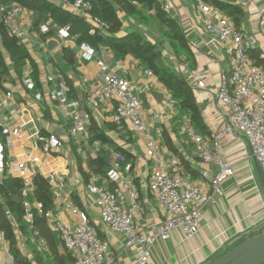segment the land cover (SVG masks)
I'll list each match as a JSON object with an SVG mask.
<instances>
[{
  "label": "crops",
  "instance_id": "crops-1",
  "mask_svg": "<svg viewBox=\"0 0 264 264\" xmlns=\"http://www.w3.org/2000/svg\"><path fill=\"white\" fill-rule=\"evenodd\" d=\"M50 1L80 14L62 0ZM164 1H161L162 6ZM169 1L171 11L169 15L182 26L189 40L194 61H187L184 57L179 61L167 50L165 53H168L166 54L169 57L168 64L190 83L207 132L210 134L220 129L223 124L214 90L218 86L220 70L227 68L225 61L228 64V51L226 47L211 40V36L196 29L198 19L194 0ZM222 2L232 3L241 9L237 25L231 16L220 10L233 21L238 30L255 35L257 43L251 49L256 50L259 57L264 59V22L259 20L257 14L249 12L250 9L263 5L264 0ZM120 17L122 30L119 35H125L131 30L130 27L132 30L136 27L122 12ZM21 19L29 32V36L23 39L22 43L38 66L40 89H29L24 84V79L29 78L31 70L29 65L24 67L22 79L11 69V79L4 83V88H0V125L11 132L17 130V134L0 136L5 144L6 156L13 162H25V172L28 175L36 172L46 177L50 171L62 175L65 178L62 185L54 187L49 185L52 205L47 210L55 219L75 227L79 223V216L73 213L68 205L71 203L73 207L89 216L90 224L97 236L108 241L114 257L121 264H131L143 252L142 247L126 246L124 235L110 229L101 221L99 209L95 205L96 196L89 192L88 185L95 175L97 184L107 185L109 188L114 186L106 180V172L109 168L110 152H119L124 157L121 171L139 193L140 209L133 211L136 226L141 232L153 233L156 224L164 218V213L149 190L150 175L156 163L153 158L146 155V137L132 130L127 124L117 125L111 120L115 105L113 101H107L97 108H90L85 104L84 92L100 74L96 58L84 60L74 39L59 41L54 36V31L51 34L38 33L35 36L38 30L32 27L34 15L31 11L24 13ZM50 39L57 42L52 49L47 45ZM96 51L98 57L105 58L114 74L130 81L133 90L141 97L139 99L144 108L146 121L161 156L158 167L171 173L178 171V174L200 187L203 193L212 195L203 207L198 232L191 237H185L175 229L168 238L156 239L143 264H209L245 238L263 234L264 192L258 176V163L244 137L237 133L221 136L220 146L224 158L231 163L234 173L222 180L218 189L212 192L210 178L217 173L218 167L211 163H204L201 166L197 164L202 160L192 154L197 150V146L181 130L183 121L190 120L188 115L179 109L167 88L154 74L148 75V70L132 55L116 59L108 47H100ZM249 57L253 59L250 54ZM7 61L9 63L8 59ZM259 67L264 69V62ZM194 75L205 82L204 88L196 85ZM61 81L69 87L67 92L69 99L82 103L85 101L84 105L90 112L91 121L96 122L109 141L97 139L91 142L89 137L85 138L81 133L76 135L70 133V109L48 97L49 91L58 88ZM7 91L11 92L10 97L5 95ZM37 93L40 94V98H36ZM50 132L58 135L60 146L52 153H45L35 136L36 133ZM100 151L106 152L107 165L103 171L94 172L90 160L95 157L94 153L97 155ZM33 156H37L38 161H32ZM171 157L180 160L177 170L169 168L168 161ZM35 190L34 181L25 187L24 201L33 212V221L26 223L28 245L24 239L25 247L19 248L32 264H75L59 232L53 231L47 221L45 225L41 222L42 216L35 207L37 201ZM46 230L50 234L49 237H46L48 234Z\"/></svg>",
  "mask_w": 264,
  "mask_h": 264
},
{
  "label": "built area",
  "instance_id": "built-area-1",
  "mask_svg": "<svg viewBox=\"0 0 264 264\" xmlns=\"http://www.w3.org/2000/svg\"><path fill=\"white\" fill-rule=\"evenodd\" d=\"M194 1L198 19L196 29L211 36V40L226 47L228 51L227 68L220 70L218 86L214 90L216 105L223 118L221 128L210 134H200L192 128L189 121H183L181 127L182 132L186 133L197 146V150L192 152L193 156L202 159L197 164L201 166L204 163H211L218 167L217 173L210 178V186L214 192L222 180L234 173L231 163L224 158L220 146V138L225 134L237 133L244 137L264 178V69L257 66L247 52L257 43L254 34L238 30L227 15L209 2ZM62 2L90 20L94 27L103 29V24L99 20L90 19L86 14L85 9L89 7L87 2L83 0H75L72 4L66 3L65 0ZM163 9L171 14L169 0L164 1ZM249 12L257 14L259 20L264 22V4L250 9ZM0 13L3 15V22L10 35L21 41L29 36L21 19V16L28 13V10L16 2H10L0 4ZM49 29V24H41L34 35L46 34ZM54 36L59 41L74 39L67 25L55 27ZM78 48L84 60L89 61L96 58V64L100 69V74L92 80L84 92L86 101L84 103L87 107L97 108L107 101H113L115 105L111 120L117 125L127 124L132 130L143 134L147 140L146 155L153 158L156 163L150 175L149 190L158 201L164 218L156 224L153 233L141 232L136 226L133 211L140 209L139 193L121 171L124 157L119 152H110L109 168L106 172V180L114 186L109 188L107 185L97 184L95 175L92 176V182L88 185L89 192L96 196L95 205L99 209L101 221L110 229L122 233L126 246L139 245L142 247L143 252L131 264H143L148 258L153 242L158 238H168L172 230H179L185 237L195 235L199 230L203 207L212 195L203 193L200 187L189 182L178 174V171L171 173L158 167L161 156L157 151L149 123L146 121L141 100L133 93L130 81L114 74L105 58L98 57V52L88 44H81ZM147 73L152 75L150 71ZM193 80L198 87H205V82L197 75L193 76ZM24 84L29 89L33 88L30 78L24 79ZM58 85V88L49 91L48 97L70 109V133L72 135L81 133L88 138L87 126L90 123V112L81 101L68 98L69 87L64 81ZM5 95L10 97L11 92L7 91ZM36 98H40L39 93L36 94ZM10 133L17 134V130L11 132L8 128L2 127L3 135L8 136ZM35 138L45 153H52L60 146V138L54 132L36 133ZM94 156L96 157L95 153ZM31 159L34 162L38 161L37 156ZM168 164L169 168L177 170L180 160L171 157ZM25 169V162H13L6 159L5 144L0 138V182L8 176L20 177L25 184L23 195L26 194L25 187L34 181L37 173L32 172L28 175ZM45 178L53 187L65 182V178L54 171H50ZM68 205L73 213L79 216V223L75 227H70L55 219L49 210L43 209L40 202L35 203L39 215L44 216L53 231L59 232L75 264H121L112 254L108 241L97 236L94 227L90 224L89 216L73 207L71 203ZM24 206L25 221L31 223L33 212L28 209L26 201H24ZM11 224L15 233L18 234V245L22 249L25 247L24 237L19 235L14 221H11ZM0 264H14L9 242L1 230Z\"/></svg>",
  "mask_w": 264,
  "mask_h": 264
},
{
  "label": "trees",
  "instance_id": "trees-1",
  "mask_svg": "<svg viewBox=\"0 0 264 264\" xmlns=\"http://www.w3.org/2000/svg\"><path fill=\"white\" fill-rule=\"evenodd\" d=\"M74 1L65 0L68 4H72ZM83 1L89 5L85 9L86 14L90 19L99 20L103 24V29L94 27L90 20H87L83 15L50 0H0V4L16 2L31 11L34 15L32 27L35 30H38L41 24L50 25L49 31L44 35L51 34L55 27L67 25L70 35L78 46L88 44L95 50L100 47H108L116 59L132 55L167 88L179 109L188 115L192 128L199 133L208 134L190 83L168 64L169 57L166 55L168 53H165L168 51L179 61L183 57L187 61H194V59L189 40L182 26L163 9L161 2L157 0ZM205 1L231 16L236 25L239 23L242 11L237 5L218 0ZM120 12L132 21V25L136 26L125 35H119L122 30ZM65 52L66 50H64V54ZM247 52L257 66L264 62L256 50L249 49ZM70 60H73L72 56H70ZM26 65H29L31 69L29 73V78L33 83L31 89L39 90L40 78L36 62L22 41L10 35L3 22V15L0 13V88H4V83L11 79V69L18 78L22 79ZM87 127L91 142L97 139L104 142L109 141L95 121L90 119ZM0 136H3L1 125ZM105 165H107L105 151L98 152L96 157L90 160V166L94 172L103 171ZM34 182L36 184L35 198L46 210L52 205L49 183L40 173L35 175ZM24 186V181L17 176H8L0 182V230L3 231L9 242V250L14 264H32L19 248L18 234L15 233L11 224V221H14L19 235L24 237L28 245ZM45 221L46 219L42 216L41 222L44 225ZM47 233L46 237H49L50 234Z\"/></svg>",
  "mask_w": 264,
  "mask_h": 264
},
{
  "label": "water",
  "instance_id": "water-1",
  "mask_svg": "<svg viewBox=\"0 0 264 264\" xmlns=\"http://www.w3.org/2000/svg\"><path fill=\"white\" fill-rule=\"evenodd\" d=\"M54 39L47 41L49 49L55 47ZM260 183L264 192V178L257 165ZM264 263V233L253 238H245L226 253L218 256L209 264H263Z\"/></svg>",
  "mask_w": 264,
  "mask_h": 264
},
{
  "label": "rangeland",
  "instance_id": "rangeland-1",
  "mask_svg": "<svg viewBox=\"0 0 264 264\" xmlns=\"http://www.w3.org/2000/svg\"><path fill=\"white\" fill-rule=\"evenodd\" d=\"M130 28H131V30H129L128 32L132 31V27H130ZM130 28H129V29H130ZM149 30H150V29H149ZM149 30H148V31H149ZM225 65H227V62H226V61H225ZM225 65H224V66H225ZM133 93H134L138 98H141V97L137 94V91H136V90L133 91Z\"/></svg>",
  "mask_w": 264,
  "mask_h": 264
}]
</instances>
